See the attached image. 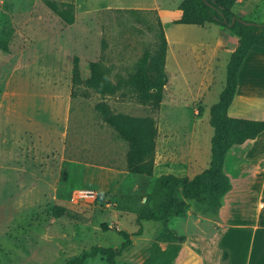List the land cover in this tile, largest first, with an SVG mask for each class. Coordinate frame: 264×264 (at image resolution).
Here are the masks:
<instances>
[{
    "label": "rangeland",
    "instance_id": "obj_1",
    "mask_svg": "<svg viewBox=\"0 0 264 264\" xmlns=\"http://www.w3.org/2000/svg\"><path fill=\"white\" fill-rule=\"evenodd\" d=\"M50 1L59 8L71 3L73 22L64 23L44 0H0V264H66L92 246L118 247L117 230L132 233L135 217L166 198L157 185L161 174L193 173L181 168L195 142L209 158V108L225 84L230 56L215 45L217 25L174 23L181 0ZM232 9L264 23V0H235ZM160 25L167 82L157 112L128 93L101 95L84 83L72 88L74 56L82 80L98 62L115 82L134 72L145 50H155ZM253 57L254 51L241 82L257 92L263 81ZM98 102L116 113L153 116L151 176L127 171V143L102 120ZM197 132L201 139H194ZM226 160L224 170L233 173L240 150L229 151ZM162 230L161 223L143 221L116 263L144 264L146 246ZM82 264L106 261L98 255Z\"/></svg>",
    "mask_w": 264,
    "mask_h": 264
},
{
    "label": "trees",
    "instance_id": "obj_2",
    "mask_svg": "<svg viewBox=\"0 0 264 264\" xmlns=\"http://www.w3.org/2000/svg\"><path fill=\"white\" fill-rule=\"evenodd\" d=\"M235 0H181L178 9L180 16L174 20L176 24L219 25L231 34L238 36L237 44L231 52L226 65L225 84L219 94L218 101L209 108V125L213 128L210 139V161L207 168L192 178L161 174L157 185L166 191V198L159 203L157 209H149L135 217L137 229L132 233L119 229L122 241L118 247L92 246L72 256L66 264H82L86 259L98 255L105 258L106 264H117L115 258L131 245V237L142 232V220L158 221L162 224L172 215H179L187 208L185 199L204 201L215 208L226 192L230 190L229 177L224 170L226 156L234 146L246 140L254 139L264 131V119L253 120L231 117L227 109L231 104L238 83V71L249 50L253 46L264 48V23L246 20L236 14L232 6ZM64 23L74 20L73 5L67 3L63 8L57 7L50 0H44ZM160 42L154 51L145 50L136 62L135 70L126 78L111 82L98 62L89 64L90 74L82 80L79 59L74 56L71 66V86L84 83L95 93L115 95L128 93L140 104L157 112L162 101L164 85L167 82L164 70L167 40L161 25L159 26ZM71 97L76 95L71 91ZM86 95V93H84ZM95 109L102 120L127 143L126 168L129 173L151 176L154 168L156 122L153 116H132L113 112L105 102L95 104ZM63 208H59V211ZM103 229L108 228L103 224ZM150 251L144 264H172L179 251V244L169 243L161 250L156 242L146 246ZM145 248V249H146ZM129 264V263H127Z\"/></svg>",
    "mask_w": 264,
    "mask_h": 264
},
{
    "label": "crops",
    "instance_id": "obj_3",
    "mask_svg": "<svg viewBox=\"0 0 264 264\" xmlns=\"http://www.w3.org/2000/svg\"><path fill=\"white\" fill-rule=\"evenodd\" d=\"M217 27L220 37L215 45L230 56L238 36ZM259 48H250L238 71L236 92L227 109L231 117L264 119V48ZM253 51V58L260 61L255 70L263 81L257 92L248 81L241 82L244 65ZM193 135L194 139H201V133ZM198 144L195 142L185 168H181L194 169L193 173L181 176L192 178L208 167L210 150L208 158ZM234 147L230 151L239 149L240 161L233 173L226 171L231 187L217 207L204 201L185 199L188 206L184 212L170 216L163 224L156 221L162 224L163 230L152 242H156L161 250L169 243L179 244L172 264H264V131ZM224 168H227V160ZM171 217H175L176 227L169 226ZM161 243L164 246H160Z\"/></svg>",
    "mask_w": 264,
    "mask_h": 264
}]
</instances>
